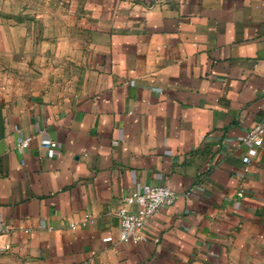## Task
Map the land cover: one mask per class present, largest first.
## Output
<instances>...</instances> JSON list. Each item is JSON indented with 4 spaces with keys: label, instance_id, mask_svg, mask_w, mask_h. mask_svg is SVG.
<instances>
[{
    "label": "crops",
    "instance_id": "crops-1",
    "mask_svg": "<svg viewBox=\"0 0 264 264\" xmlns=\"http://www.w3.org/2000/svg\"><path fill=\"white\" fill-rule=\"evenodd\" d=\"M59 1L0 0V264H264V0Z\"/></svg>",
    "mask_w": 264,
    "mask_h": 264
},
{
    "label": "built area",
    "instance_id": "built-area-1",
    "mask_svg": "<svg viewBox=\"0 0 264 264\" xmlns=\"http://www.w3.org/2000/svg\"><path fill=\"white\" fill-rule=\"evenodd\" d=\"M61 4L65 0L59 1ZM249 145L247 153L242 157L244 172L248 171L251 157L256 154L257 149L263 145L264 141V122L253 125L241 139ZM31 137L17 139L16 147L18 150H24L28 147ZM41 147L45 148L48 156L55 154L56 143L49 139H42ZM241 196L242 192L239 191ZM178 197V193L165 185L142 184L138 189L133 190L125 196L121 207L116 211L119 220L118 240L125 242L130 238H138L139 233L147 221L153 217L162 207L171 205ZM92 221V216L87 213L81 220V225L85 226ZM74 227V223L70 224ZM111 236L103 238V241L109 242ZM10 249L9 243H0V253Z\"/></svg>",
    "mask_w": 264,
    "mask_h": 264
}]
</instances>
